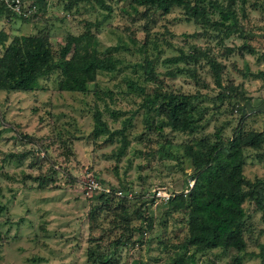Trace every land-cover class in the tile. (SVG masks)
I'll return each mask as SVG.
<instances>
[{
	"label": "rangeland",
	"instance_id": "1",
	"mask_svg": "<svg viewBox=\"0 0 264 264\" xmlns=\"http://www.w3.org/2000/svg\"><path fill=\"white\" fill-rule=\"evenodd\" d=\"M33 1L41 9L35 21L2 16L0 32L9 39L44 33L55 55L67 35H79L89 24L97 49L104 55L109 50L120 64L114 73L97 72L86 93L58 91V72L39 78L31 92L0 91V264H90L92 253L109 255L108 264H169L181 252L175 246L186 234V216L169 210L167 202L152 205L147 194L153 186L178 193L192 181L182 153L185 144L197 138L227 139L238 127L264 134L262 15L232 0L229 8L251 35L242 39L231 34L220 42L211 31L202 34L178 8L166 13L132 10L125 0H103L109 7L104 11L91 0ZM209 13V19L217 18V9ZM242 44L252 51L238 50ZM192 48L221 67V88L214 86L201 58L196 63H162ZM144 61L152 62L149 70L156 81H143ZM185 68L193 69L199 85L187 77ZM129 82L144 92H129ZM156 84L164 92L200 95L193 102L202 112L192 134L171 132L154 109L141 107ZM95 110L110 135H92ZM117 131L123 132L127 144L120 154L122 135ZM18 134L31 141L19 140ZM243 151L244 179L262 180L264 198V142L258 151ZM15 153L24 154V160L18 161ZM89 173L111 188L126 186L134 198L130 191L121 192L130 195L129 201L111 199L101 209L98 193L79 187ZM241 207L244 248L195 253L193 262L184 264H264V253L259 255L264 219L252 200H244ZM121 211L128 217L119 215Z\"/></svg>",
	"mask_w": 264,
	"mask_h": 264
},
{
	"label": "trees",
	"instance_id": "2",
	"mask_svg": "<svg viewBox=\"0 0 264 264\" xmlns=\"http://www.w3.org/2000/svg\"><path fill=\"white\" fill-rule=\"evenodd\" d=\"M27 1L25 16H16L6 8L0 7V17L14 18L21 22H32L41 13L40 7L33 0ZM97 7L108 11L109 7L103 0H91ZM135 10L136 7H143L145 10L168 12L171 8L181 10L186 20H192L201 28V32L211 31L215 33L214 38L218 41L231 34L239 38L251 35L243 30L238 24L237 16L232 8V0L221 4V0H125ZM241 4H248L252 10H257L264 20V0H240ZM66 8V6H65ZM217 9V18L209 19L208 14ZM39 13V14H38ZM103 17L101 21H105ZM97 26V24H94ZM85 31L79 35H67L64 44L58 48L55 55L52 53L51 45L44 33L38 32L32 35L12 36L10 39L6 34L0 32V91L1 92H31L34 91L39 78L52 72H58L57 90L61 92L86 93L88 84L95 81L97 72L114 73L120 64V59L110 55L109 50L105 55L96 47V42L88 32L89 24H85ZM262 37L264 38V28ZM247 49L252 51L246 44H242L238 50ZM112 51L115 48H111ZM230 53L231 50L227 49ZM264 62V54L261 56ZM203 59L208 65L215 87L221 88L219 71L216 61L207 53L197 48L192 52L164 60L162 63L174 64L182 61L196 63ZM141 65L144 78L143 81L154 82L152 74V62L144 61ZM175 71L177 69L175 68ZM188 78L194 79L195 85L199 82L195 78L193 69L183 70ZM174 72H167L172 77ZM129 92L142 94L143 88L134 82H129ZM183 94L172 91H162L158 84L151 88L149 97H145L141 103L143 108H151L162 118L164 126L174 133L192 134L200 120L202 111L195 110L193 102L200 95ZM222 97L220 94L219 97ZM93 125L91 133L93 136L110 135L104 122L100 120V112L95 110L92 115ZM159 128V127H158ZM123 130L125 127L123 126ZM160 129V128H159ZM122 131V130H121ZM121 133L120 147L118 154L126 147L123 132ZM19 140L30 142L25 134L16 136ZM213 140L197 138L190 144H185L182 153L188 159L192 174L191 188L184 194L178 192L171 197L166 204L169 210L183 211L186 216V234L182 241L175 247L181 252L177 254L169 264H184L185 261L193 262V255L212 249H233L236 252L244 248L241 238L245 213L242 209L244 200L254 202L256 208L261 212L264 219V198L262 196V180L256 179L249 183L244 179L242 167L244 164L243 149L259 150L264 142L262 132H243L239 127L227 139L214 136ZM24 154L15 153L14 157L21 161ZM264 156V155H262ZM24 160V159H23ZM97 181L101 185L103 182ZM107 193L97 194L101 199V209L114 199L120 202L129 201L126 195L116 196L115 193L129 192L125 187H110ZM131 192V191H130ZM132 199L134 198L131 192ZM0 206V213L2 212ZM121 211L119 215L127 218L128 214ZM139 218V214L137 213ZM116 244V242H113ZM191 250L187 256L185 253ZM264 253V243L259 246V255ZM90 264H108L107 254H88ZM235 262H238L235 257ZM133 264H138L133 262Z\"/></svg>",
	"mask_w": 264,
	"mask_h": 264
},
{
	"label": "built area",
	"instance_id": "3",
	"mask_svg": "<svg viewBox=\"0 0 264 264\" xmlns=\"http://www.w3.org/2000/svg\"><path fill=\"white\" fill-rule=\"evenodd\" d=\"M0 7L6 8L10 13L16 16H25L28 11L26 10L27 1L25 0H0ZM83 181H79V187L88 192H105L109 191L106 185H101L91 173L89 175L85 174L83 176ZM192 186V181L186 183V186L183 190L179 192L184 195ZM176 193L172 190L167 189L166 187L153 186L152 189L148 192V198L151 200L152 205H156L159 202L166 203L171 197H173ZM116 196H122L120 192L115 193ZM128 198L129 194L126 195Z\"/></svg>",
	"mask_w": 264,
	"mask_h": 264
}]
</instances>
